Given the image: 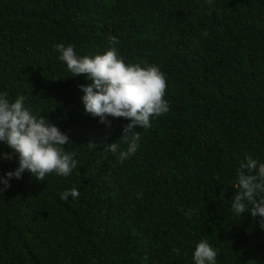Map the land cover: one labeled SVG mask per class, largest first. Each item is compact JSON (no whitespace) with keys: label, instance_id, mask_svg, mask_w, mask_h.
Returning a JSON list of instances; mask_svg holds the SVG:
<instances>
[{"label":"trees","instance_id":"obj_1","mask_svg":"<svg viewBox=\"0 0 264 264\" xmlns=\"http://www.w3.org/2000/svg\"><path fill=\"white\" fill-rule=\"evenodd\" d=\"M111 36L126 64L160 68L170 105L135 129L123 162L104 149L129 121L86 113L79 85L90 81L54 51L93 57ZM4 91L69 137L77 169L10 179L0 264H194L201 240L216 264H264V229L231 209L245 154L264 163V0H0ZM16 166L0 158V177ZM73 188L79 197L62 200Z\"/></svg>","mask_w":264,"mask_h":264},{"label":"clouds","instance_id":"obj_2","mask_svg":"<svg viewBox=\"0 0 264 264\" xmlns=\"http://www.w3.org/2000/svg\"><path fill=\"white\" fill-rule=\"evenodd\" d=\"M211 2L208 0L209 4ZM203 35L208 36L207 30ZM118 43L115 36L109 37L112 46L93 57L78 56L70 44L57 43L54 51L59 53L58 60L66 64L72 76L84 75L90 81L87 85H79L84 93L81 99L86 113L99 117V122L109 127V117L129 121L123 126L118 141L104 149L123 162L138 149L140 132L135 129H149L152 118L167 114L170 105L164 98L167 82L160 68L147 63L144 66L126 64L118 54ZM8 96L7 91L0 92V143L10 151L0 154V158L16 159L17 166L0 177V184H3L0 193L10 187V179H21L25 171L41 182L52 173L69 176L77 169L75 153L65 150V145L70 143L69 137L44 115L39 118L33 115L23 104L24 96L14 102ZM121 140L127 145L126 150L120 149ZM87 145L96 147L91 142ZM234 187L238 191L231 204L233 212L238 216L249 213L264 229V163L245 154ZM79 195V190L73 188L63 192L61 199L66 201L69 196L76 199ZM185 215L190 218L191 210ZM217 255L206 240H201L193 253L194 264H216Z\"/></svg>","mask_w":264,"mask_h":264}]
</instances>
